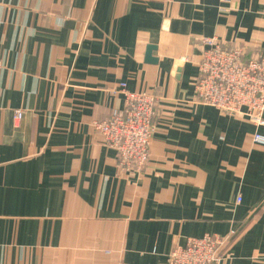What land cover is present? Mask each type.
<instances>
[{
  "label": "crops",
  "instance_id": "0c3cea01",
  "mask_svg": "<svg viewBox=\"0 0 264 264\" xmlns=\"http://www.w3.org/2000/svg\"><path fill=\"white\" fill-rule=\"evenodd\" d=\"M210 37L264 54V0H0V264H168L233 230L220 264H264V126L196 102ZM122 83L160 97L138 175L93 128Z\"/></svg>",
  "mask_w": 264,
  "mask_h": 264
},
{
  "label": "built area",
  "instance_id": "2783aa9c",
  "mask_svg": "<svg viewBox=\"0 0 264 264\" xmlns=\"http://www.w3.org/2000/svg\"><path fill=\"white\" fill-rule=\"evenodd\" d=\"M199 75L195 82L196 102L216 108L226 115L246 117L258 128L264 126V54H249L245 45L222 42L218 37L202 40ZM125 105L114 108L102 120L93 122L103 144L116 152L122 172L142 174L151 158L150 142L158 115L159 95L126 89ZM23 115L16 112V118ZM254 141L264 145V134ZM236 232L189 237L168 254V264H220L224 250Z\"/></svg>",
  "mask_w": 264,
  "mask_h": 264
},
{
  "label": "water",
  "instance_id": "95a60500",
  "mask_svg": "<svg viewBox=\"0 0 264 264\" xmlns=\"http://www.w3.org/2000/svg\"><path fill=\"white\" fill-rule=\"evenodd\" d=\"M156 49L155 45H149L146 52V60L151 63H157L158 59L153 56V51Z\"/></svg>",
  "mask_w": 264,
  "mask_h": 264
},
{
  "label": "rangeland",
  "instance_id": "374dc122",
  "mask_svg": "<svg viewBox=\"0 0 264 264\" xmlns=\"http://www.w3.org/2000/svg\"><path fill=\"white\" fill-rule=\"evenodd\" d=\"M228 246H229V245H228ZM228 246H227V247H228ZM227 247H226V248H227ZM224 251H226V249H225ZM224 254H225V252H224Z\"/></svg>",
  "mask_w": 264,
  "mask_h": 264
}]
</instances>
